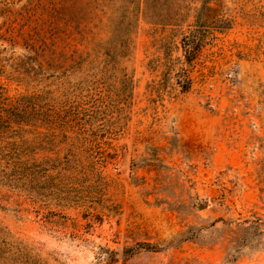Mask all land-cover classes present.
<instances>
[{
	"label": "rangeland",
	"instance_id": "1",
	"mask_svg": "<svg viewBox=\"0 0 264 264\" xmlns=\"http://www.w3.org/2000/svg\"><path fill=\"white\" fill-rule=\"evenodd\" d=\"M112 5L0 0V264H264V0Z\"/></svg>",
	"mask_w": 264,
	"mask_h": 264
},
{
	"label": "trees",
	"instance_id": "2",
	"mask_svg": "<svg viewBox=\"0 0 264 264\" xmlns=\"http://www.w3.org/2000/svg\"><path fill=\"white\" fill-rule=\"evenodd\" d=\"M119 0H94V3H98V4H105V3H112V4H115V5H112L114 7H118V9H121V5L123 4V0H122V3L119 5L118 3ZM127 12H125L126 14ZM4 88L0 85V102L3 103V101L5 100L4 98ZM11 112V110H9ZM5 114H8V110L5 108V105H2V107L0 106V135H2L3 131H1V127H4V126H10V117L5 119L4 116ZM149 248H155V247H152L151 245H149Z\"/></svg>",
	"mask_w": 264,
	"mask_h": 264
}]
</instances>
